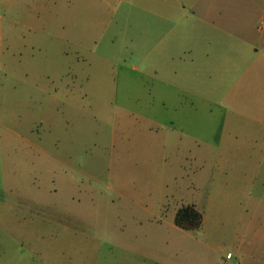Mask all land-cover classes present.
Listing matches in <instances>:
<instances>
[{"label":"rangeland","instance_id":"374dc122","mask_svg":"<svg viewBox=\"0 0 264 264\" xmlns=\"http://www.w3.org/2000/svg\"><path fill=\"white\" fill-rule=\"evenodd\" d=\"M196 1L0 0V264H264V19Z\"/></svg>","mask_w":264,"mask_h":264},{"label":"crops","instance_id":"0c3cea01","mask_svg":"<svg viewBox=\"0 0 264 264\" xmlns=\"http://www.w3.org/2000/svg\"><path fill=\"white\" fill-rule=\"evenodd\" d=\"M200 2H202V6L200 5L197 8H189L186 17H196L204 20L215 19L224 12V17L228 16L238 21L251 20L255 17L264 19V0H197L196 4H199ZM245 29L247 32L249 26H245ZM256 43L257 42L254 41L252 37L250 43H246V45H249L250 47H247L249 53L247 56L248 65L245 69V87L247 89L251 87L249 92L258 96L256 99L257 101L264 102V47H257L258 44ZM256 123L261 126L260 128L264 133V115L261 119H257ZM258 155L259 154L257 153L255 156H251H254L255 159H257ZM256 162L259 165L264 166V151L260 160ZM244 176L241 181L251 183L248 186L251 190L253 189L252 192H254L250 193L251 196H255V194H258L260 191L263 193L264 174L261 173L260 175L255 176ZM255 183H259V186Z\"/></svg>","mask_w":264,"mask_h":264},{"label":"trees","instance_id":"16d2710c","mask_svg":"<svg viewBox=\"0 0 264 264\" xmlns=\"http://www.w3.org/2000/svg\"><path fill=\"white\" fill-rule=\"evenodd\" d=\"M201 215L193 211V208L180 210L175 218L177 226L184 229H197L200 226Z\"/></svg>","mask_w":264,"mask_h":264},{"label":"built area","instance_id":"2783aa9c","mask_svg":"<svg viewBox=\"0 0 264 264\" xmlns=\"http://www.w3.org/2000/svg\"><path fill=\"white\" fill-rule=\"evenodd\" d=\"M262 26L264 27V23L262 24ZM231 258V256L229 255V254H227L226 256H225V260H228V259H230Z\"/></svg>","mask_w":264,"mask_h":264}]
</instances>
